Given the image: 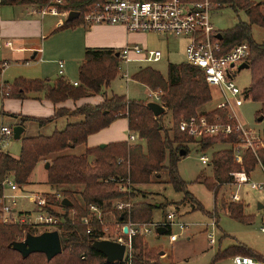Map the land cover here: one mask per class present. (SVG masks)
<instances>
[{"label":"trees","instance_id":"16d2710c","mask_svg":"<svg viewBox=\"0 0 264 264\" xmlns=\"http://www.w3.org/2000/svg\"><path fill=\"white\" fill-rule=\"evenodd\" d=\"M49 0H11L12 4L42 7ZM104 0H67L60 10L69 13H78V18L68 21L56 28L54 32L83 26L84 15L90 13L94 7ZM219 9L231 8L234 11H243L247 22H240L234 28L219 32L220 45L223 53L233 47L246 43L249 47V56L246 60L251 76L249 89L244 91V98L259 103L264 118V40L260 43L252 39L251 27L264 29V3H253L250 0H210ZM218 38V37H217ZM118 51L112 49H85L82 63L78 68L77 86L69 83L62 77L50 82L49 80L15 79L10 86L9 93L2 98H11L19 101L31 98V94H43L45 101L55 106L53 114L47 118H31L11 115L18 118L19 126L26 122H35L42 128L56 120L66 118V126L54 131L50 136L22 137L18 158H13L0 151V182L8 176L14 177L17 187L28 184V180L37 164L43 161L48 163L46 170V184L60 189L61 198H46V211L62 222L57 225L62 247V253L49 262L45 255L31 254L26 258L12 249V245L33 232L27 227L15 224L0 223V264H159L153 260L155 251L147 249L143 236H135L131 240L132 254L123 262L107 263L105 257L94 250L91 245L95 241L113 239L104 231V226L90 211L91 206L99 209L100 213L112 202L130 203L141 194L140 186L160 182L161 172H165L166 183L172 189L183 194L182 204L187 203L192 212H203L201 204L188 191V184L184 182L177 171V164L182 159L180 152L188 155V144H197L202 152L207 151L214 144H226L229 149L213 152L209 166L211 176L198 177L197 181L211 193L214 198L220 188L234 182V174L242 173L248 177L255 171L257 162L250 151H245L242 162L234 161L230 149L237 142L239 134L229 137L206 136L200 141L181 133L178 126L181 121L191 117L205 116L212 121L221 116L226 121V115L218 109L210 112H199L200 109L212 101V90L207 85L203 73L185 63L168 64L167 76L164 79L158 72L150 69H140L132 80L146 86L150 91L160 90L161 106L170 112L171 128L162 126L163 115L154 117L145 102L129 100L126 96H107L104 89L110 87L119 73ZM101 95L99 104H82L75 108L60 107L58 105L72 101ZM119 119L127 120L128 131L137 135L145 143L129 145L127 142H116L104 148H85L82 155L67 154V151L77 146L86 145L87 138L108 128ZM261 153V152H260ZM91 158V160H89ZM264 166V159L262 160ZM120 180L122 185L127 181L131 185L129 193L119 190L118 185L105 182L108 178ZM80 187L78 198H75L74 189ZM3 190L0 187V198ZM66 200L70 206H63ZM166 205H154L146 201L130 203L129 209L115 210L118 223L130 221L134 224L152 223V213L155 208L163 209ZM64 213H58L56 209ZM230 217L242 224H250V218L243 215L241 203L224 205ZM177 209V208H175ZM209 214V213H208ZM90 218V220H89ZM165 218V216L163 217ZM88 219V225L82 223ZM90 232L87 233V230ZM236 255L247 256L261 263L264 258L252 250L238 245L228 248L214 256V261H220Z\"/></svg>","mask_w":264,"mask_h":264},{"label":"rangeland","instance_id":"374dc122","mask_svg":"<svg viewBox=\"0 0 264 264\" xmlns=\"http://www.w3.org/2000/svg\"><path fill=\"white\" fill-rule=\"evenodd\" d=\"M251 2L264 3V0H250ZM262 14L264 15V7L262 9ZM16 15V14H15ZM33 19L41 21L39 16H35ZM58 20L65 21L64 18L54 17L47 15L42 19L43 23L47 26L54 27ZM211 22L216 31L224 32L234 28L240 22H247V17L243 11H234L231 8L218 9L211 16ZM37 30V28H36ZM83 30L82 27H75L72 29H66L62 31H57L48 35L45 40H40L39 37L34 39L35 46L40 49H45V57L38 54L35 60H32L34 52L25 55V66L22 70H9L7 73L9 75V80L12 81L13 78H18L29 75V80H45L52 79L57 75V67L53 62H48L45 60H55V62L62 61L64 63L65 80L69 83H77L78 81V68L83 60V51L77 52L73 49L74 44L70 45L72 39L77 43L78 34H71L74 31ZM252 39L260 43L264 40V29L252 26L251 27ZM73 35V36H72ZM132 39H130L131 44H136L140 48L148 51H161L166 53V55L161 58L160 61L156 63H137L131 62L129 64L120 63L118 67V75L114 81L111 82L110 87L104 89L103 92L107 93V96L123 95L129 100L142 101L147 103L154 102L153 98H149V89L132 80V77L140 70L145 68H150L158 72L164 79L167 76V66L168 64H182L185 62L184 47L177 46L173 42L172 36H163L155 33L151 34H132ZM181 44V43H180ZM42 52V51H41ZM40 52V53H41ZM7 50L0 51L1 56H6ZM170 53V54H169ZM41 58V59H40ZM12 59V58H11ZM44 67V72L40 76L36 74L35 70L31 66L39 64ZM13 60V59H12ZM15 62L10 61L8 64L12 66ZM22 63V62H21ZM27 64V65H26ZM7 68V67H6ZM234 74V84L244 92L249 89L251 84V76L248 69H242L237 71H232ZM127 74L130 81L126 83L125 79L122 77ZM25 78V77H22ZM26 79V78H25ZM1 85V84H0ZM151 92H160V90H155ZM162 92V91H161ZM2 94L0 92V110H3L6 114L2 117L0 116V127L1 126H19V119L14 118L11 115L26 116L31 118H47L52 114L38 117L36 113H41L39 108H37V103L31 100H25L24 103H17L16 99L5 98L4 108H2ZM96 97H101V95H96ZM243 105L236 110L237 118L245 129L253 131L262 135L264 132V118L261 121L258 119L263 117L261 114L262 107L259 103L253 102L250 99H245L243 96ZM48 102V101H47ZM155 103V102H154ZM159 104V103H157ZM219 104L218 94L212 90V101L207 105L203 106L199 112H210L214 110ZM43 113L48 111V107L44 105ZM28 114V115H26ZM66 118H61L56 120L54 123L47 124L42 128L38 127L35 122H26V134L23 137H28L31 135H45L50 136L54 131L62 130L65 127L63 121ZM75 120H69L67 122H74ZM162 126L164 129L171 128V118L170 112L164 111ZM131 133L125 130L122 134V142H127L128 134ZM134 134V133H132ZM136 137L137 135L134 134ZM120 141V142H121ZM0 145L1 152L7 153L10 156H18L20 150V141L14 140L13 137H9ZM142 143L143 149L145 150V143L137 137V141L134 143H128L129 145ZM104 145V144H102ZM101 146V145H99ZM98 146V147H99ZM189 153L177 164V171L180 178L188 184V191L193 195V197L201 204L203 212L197 211L192 212L187 203L181 202L183 194L175 192L170 185L166 183L167 177L165 172H161L160 182H153L150 185L140 186L139 189L141 194L136 193L133 200L130 201L131 204L135 202L146 201L148 203L159 205H166L163 209L155 208L152 213V223H158L163 221V217L166 213L170 211H177L180 215V220L185 224H188V228L180 235L177 241L173 244L169 243L168 234H158L152 232L149 236L143 237L144 243L149 250L155 251L156 255L153 253V260L158 261L159 264H233V257H227L220 261H214V256L219 252L237 246L239 243L245 247L251 249L253 252L257 251V254L264 258V234L260 232V227L264 220V192H255L249 190L246 185L236 187L223 186L217 192L216 198H214L213 193L209 192L204 185L197 181L198 177L206 178L211 176V168L208 165H202L199 161L201 155L206 157H211V154L216 151L229 149L226 144H214L207 151L202 152L197 144H188ZM86 147L83 145L77 146L73 149L67 151V154L78 156L81 154V150L84 153ZM91 160V158L89 159ZM235 175V182L239 180L242 184L244 180L243 175ZM247 176V175H246ZM248 177V176H247ZM253 181L264 180V177L260 171V168H255V171L250 177ZM22 193H17L20 198L18 199L19 210H24L27 212H34L36 210L32 201L29 197L37 196L42 197L46 200L48 197L61 198L60 189L53 188L46 184V170L43 161L33 170L28 184L21 187ZM80 187L74 189L75 198H78V192ZM6 194H13L6 191ZM21 194V195H20ZM237 195L239 198L238 202H232L231 196ZM15 195V194H13ZM25 196V197H24ZM59 196V197H58ZM28 198V199H27ZM47 201V200H46ZM231 203L239 204L243 206V215L246 218H250V224H242L239 221L230 217V214L224 208ZM258 204L263 206V209H258ZM123 202H112L111 206L106 207L103 212H101L100 221L104 226V231L111 238H117L119 233V226L122 225L118 223L115 217V210L117 211L118 206H123ZM177 208V209H175ZM58 213H64L62 209H56ZM121 211V210H120ZM209 213V214H208ZM88 220V219H87ZM90 220V218H89ZM216 224L214 228L211 229L210 225L212 221ZM207 230L205 232V228ZM172 234H177V228L173 227L171 229ZM214 236L215 245L210 246L207 240V235L211 234ZM111 240V239H110ZM162 253V254H161ZM132 254V253H131ZM240 256V255H236ZM247 257V256H243ZM255 263L263 264L257 260H253Z\"/></svg>","mask_w":264,"mask_h":264},{"label":"built area","instance_id":"2783aa9c","mask_svg":"<svg viewBox=\"0 0 264 264\" xmlns=\"http://www.w3.org/2000/svg\"><path fill=\"white\" fill-rule=\"evenodd\" d=\"M4 1L0 0V6ZM66 2L67 0H49L44 6L36 8L34 13L40 18L51 15L66 20L69 12L60 10V7L64 6ZM218 9V5H214L210 0H104L102 3L97 4L90 13L84 15L83 26L115 25L123 27L128 34L155 33L185 38L187 45L184 51V63L203 73L207 85L219 96V104L215 109L225 113L226 121H223L221 116H216L212 121H209L205 116L191 117L180 122L179 131L194 138L195 141L197 138L200 141L201 137L206 136L229 137L233 134H239L237 142L230 147L234 161L241 163L244 152L250 151L264 177V166L262 163L264 159V132L260 135L245 129L236 114V110L243 105L244 92L234 84L232 71H235L236 68L238 71V67L241 64H246L249 56V47L246 43H242L223 53L217 38L219 33L214 29L211 22L212 14ZM117 56L119 64H129L131 62L156 63L161 60L162 53L160 51L142 49L136 44H128L118 51ZM58 67L61 75L63 63L58 62ZM122 77L126 83L130 81L127 74ZM73 86H77V83H73ZM9 91L10 86L8 84L2 83L0 85L2 94L6 96ZM161 96V91H150L148 94V97L153 98L154 102L159 104ZM127 136V143L137 141V137L134 134L129 133ZM9 137H12V128L1 127L0 145L4 143L3 139L5 141ZM199 161L202 165H208L210 157L201 155ZM235 175H233L234 179ZM239 175L244 176L242 184L239 180L236 182L234 180L233 183L225 186L238 188L246 185L251 191L264 192V180L253 181L245 174ZM105 182L118 185L119 190L122 192L129 193L131 191V185L128 181L122 185L119 183L120 180L110 177ZM0 187L3 190L0 198V223L27 227L33 232L31 235L37 236L44 232L55 231L57 225L62 222L60 218L54 217L46 211L47 202L42 197H29L36 208L34 212L18 211L16 196L6 194L7 190L16 187L14 177H6L0 182ZM231 200L232 202H238L239 198L234 194L231 196ZM129 208L130 203H127L124 207L118 206L117 210ZM90 211L95 213L98 220L101 219V213L95 206H91ZM180 218L177 211H170L166 213L163 221L158 223L134 224L130 221L122 223L119 226V233L117 238H115V242L125 245L124 260L127 256L130 257L132 253L131 240L135 236L147 237L152 232L157 233L158 229H165V233L169 235V243L176 242L180 235L189 227ZM82 223L88 225L89 221L83 219ZM215 223L213 220L209 224L211 229L215 227ZM124 227L127 229L126 234L123 232ZM173 227L177 228V234L171 233ZM206 230L207 226L205 232ZM89 232L90 229L87 230V233ZM260 232L264 234V220L260 227ZM25 237L26 235L20 241H23ZM112 240L114 238L110 241ZM207 240L210 246L215 245L212 233L207 235ZM232 261L233 264H260L255 263L250 257L243 256H235Z\"/></svg>","mask_w":264,"mask_h":264},{"label":"crops","instance_id":"0c3cea01","mask_svg":"<svg viewBox=\"0 0 264 264\" xmlns=\"http://www.w3.org/2000/svg\"><path fill=\"white\" fill-rule=\"evenodd\" d=\"M10 1L11 0H5L4 3L0 6V51L7 50L6 56L0 55V84H2V83L12 84L15 79L22 78V77H25L26 80H29V79H27V78H29V75L28 76L22 75V77L13 78V80L11 82L7 81V80H9V75L7 72L9 70H22L24 67H28L27 64H26L27 66H25V64H24L25 63L24 59H25L26 54H31L34 52L33 56L31 57L32 60H35L36 57L38 56V54L40 55V57H41V55L43 57H45V49H40V48H38V46L34 45V42L33 43H31V42L34 39H36L37 37H39L40 40H45L48 35H51L52 33H54L55 29L60 27L63 24L62 20H58L57 23L55 24V26L54 27L49 26V30H48L47 26L42 21V19H44V17L43 18L39 17L41 20L40 22L33 19L35 16H38L36 13H34V10L38 7L12 4ZM80 27H82L83 30L74 31L73 33H71V34H74V33L78 34L79 38H78L77 43H76L75 37H74V41L72 39V41L70 42L71 43L70 45H73L75 42L77 47L73 46V49H76L77 52L83 51V56H84V51L87 48H89V49H112L115 51H119L125 45L131 44L130 39H132V37H131L132 34H128L124 30V28L121 26L95 25L92 27H85V26H80ZM36 28H37V30H36ZM147 34H151V33H147ZM138 35H142V34H138ZM159 35H161V34H159ZM163 36H170V35H163ZM173 42L177 46L179 45V46L184 47V49L186 48L187 40L185 38L173 37ZM161 53H162V57L166 55V53H163V52H161ZM166 58H168L167 55H166ZM10 61H13L15 63L12 66H10V64H8V62H10ZM38 61L40 62L39 59H38ZM45 61L53 62L54 64H56V67H57V75L55 77H53L52 79L48 78L45 80H49L50 82H52V81L58 79L59 77H62L65 79L64 63L62 61H59V62L63 63V68L61 69V71H62L61 75L59 74L60 69L58 67V62H55V60H45ZM81 63H82V61H81ZM31 67L33 68V70H35L36 74H38L40 76L44 72V67L41 65V62L39 64L33 65ZM25 78H22V79H25ZM73 83H75V81ZM106 95H107V93H106ZM30 96H31V98H28L25 100H31L33 102L35 101V103L38 104L37 108H39V110L41 111V113H39V114L36 113L35 115H39L38 117L45 116V115H49L48 113H51V111L53 114L55 106H53L50 102L45 101L43 98V94H31ZM147 96H148V93H147ZM1 100H2L1 102H3L2 108H4V98H2ZM25 100L17 101V103H19V102L24 103V102H26ZM101 101H102V98L99 99V97L93 96V97L81 99L77 102L66 101V102H64L58 106L66 107V108H75V107H78V106L85 104V103L99 104ZM44 105L48 107V111L46 113H43V111H42L44 109ZM5 114L6 113L3 110H0V116L3 117ZM26 115H28V114H26ZM67 121H68L67 119L65 121H63L65 126L67 124ZM1 127H3V126H1ZM21 127L24 130L20 136V139L24 135H27L26 134V126L23 125ZM125 130H128L127 120L126 119H119V120L113 122L108 128H106V129H104V130H102L96 134L89 136L87 138L86 145L84 147L91 149V148L98 147L99 145H102V144H104L106 146V145L111 144V143L120 142L121 141L120 139H123V137H124V135L122 133L125 132ZM35 136H37V135H35ZM35 136L31 135L28 137H35ZM43 136H45V135H43ZM45 137H47V136H45ZM82 151L83 150L80 151L81 154H79V155L83 154ZM19 152H20V150H19ZM18 156H19V154H18ZM18 156H11V157L18 158ZM250 177H252V175L249 176V178ZM22 191H23L22 188H19L17 186L13 189L8 190V192L15 194V195L9 194V196L10 195L16 196V201L18 199H22L17 194V193H22ZM259 205H261V204H259ZM17 207H18V202H17ZM17 210L18 211H24V210H19V209H17ZM164 234H166V233H164ZM171 244H173V243H171ZM238 245L244 246L241 243H239ZM255 253H257V251H255ZM251 259H253V258H251ZM253 260H255V259H253Z\"/></svg>","mask_w":264,"mask_h":264},{"label":"water","instance_id":"95a60500","mask_svg":"<svg viewBox=\"0 0 264 264\" xmlns=\"http://www.w3.org/2000/svg\"><path fill=\"white\" fill-rule=\"evenodd\" d=\"M78 13L71 12L69 13L66 20L72 21L76 18H78ZM218 39H220V35L218 36ZM117 56V55H116ZM242 69H248L247 64H241L238 67V71ZM146 106L148 109L152 112L154 117H158L162 114H164L165 109L157 103L150 102L147 103ZM259 121L262 120V117L258 119ZM23 128L21 126H14L12 128V137L14 140H20V136L23 133ZM196 141H199L197 138ZM105 145L99 146V148H104ZM185 153L183 151L180 152V157H183ZM49 164H45V170L48 169ZM63 206H70V203L66 201L65 199L62 201ZM258 209H263L261 205L258 204ZM124 234L127 233L126 227L123 228ZM158 234H164L165 229H158ZM91 247L96 250L97 252L101 253L105 257V261L107 263H114V262H123L124 260V254H125V245L110 241V240H101V241H95L92 243ZM12 249L16 252H18L22 258H26L31 254L40 253L45 255L46 260L49 262L57 255H60L62 253V247L60 242V237L57 231H50V232H44L40 235H31L27 234L25 239L23 241L14 243L12 245Z\"/></svg>","mask_w":264,"mask_h":264}]
</instances>
